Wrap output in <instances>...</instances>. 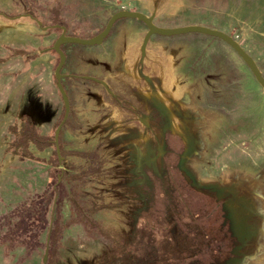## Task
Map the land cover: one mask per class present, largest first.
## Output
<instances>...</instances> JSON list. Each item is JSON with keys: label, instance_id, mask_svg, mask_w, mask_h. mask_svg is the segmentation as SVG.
I'll use <instances>...</instances> for the list:
<instances>
[{"label": "rangeland", "instance_id": "obj_1", "mask_svg": "<svg viewBox=\"0 0 264 264\" xmlns=\"http://www.w3.org/2000/svg\"><path fill=\"white\" fill-rule=\"evenodd\" d=\"M121 10L148 16L156 13L154 23L159 27L201 25L223 31L239 42L264 75V0H0V12L10 17L32 15L43 27L59 22L68 34L81 38L101 32ZM147 31L143 22L125 18L115 23L100 46L62 47L67 57L63 74L76 64L82 76L96 77L93 74L98 71L104 77L112 71L110 66L116 69L118 60L126 59L118 79H111L112 87L146 107L142 117L155 131L111 104L104 89L95 88L100 86L96 82L70 77L62 84L71 102L78 91L95 92L88 87L98 89L103 101L95 115L70 111L64 143L67 149L77 150L102 143L111 166L128 172L119 183L135 187L138 198L130 204L122 200L121 208L92 216L98 228L73 224L64 229L55 247L48 244V229L29 248L0 243V264H98L118 253L116 244L128 243L135 227H153L159 242L169 234V226L171 234L180 227L185 230L186 210L181 209L180 218L174 221L169 213L172 201L166 195L167 174L157 152L158 142L163 144L167 135L153 124L154 106L161 109L172 135L192 146L175 179L187 185L183 192L188 194L190 208L201 214L205 229L213 233L202 244L192 240L190 247L201 245L196 252L188 249V240L183 238L186 249L178 264H264V88L228 43L200 33L154 35L142 58ZM61 33L53 27L43 31L30 17L9 20L0 16V157L1 125L15 114L30 115L46 134L56 131L64 103L55 78L59 56L49 49ZM87 56L92 58L90 67L83 59ZM70 84L75 88H68ZM177 145L182 148L178 140ZM37 154L49 157L51 150ZM51 172L48 165L26 161L3 173L0 240L19 220L16 209L54 186L56 178ZM64 183L65 197L58 208L61 225L77 218L69 201L70 183L67 179ZM169 194L184 207L179 192L170 190ZM216 203L229 214L231 228L216 229L221 223ZM136 244L144 257L158 249L141 235ZM217 248L223 255L211 254Z\"/></svg>", "mask_w": 264, "mask_h": 264}, {"label": "trees", "instance_id": "obj_2", "mask_svg": "<svg viewBox=\"0 0 264 264\" xmlns=\"http://www.w3.org/2000/svg\"><path fill=\"white\" fill-rule=\"evenodd\" d=\"M0 16L9 20L29 17H10V15L3 12H0ZM58 24L60 23L56 22L54 26ZM54 26L53 28H55ZM94 36L82 38H92ZM49 50L54 49L52 47ZM18 53L22 54L23 52ZM35 58L31 57L30 60H35ZM143 113L145 114V111ZM64 117L65 106L63 116L56 125L55 130ZM70 122L69 117L59 138L62 162L59 161L57 154L55 131L54 134L44 133L40 125L30 115L19 116L15 114L9 123L4 122L1 125L4 135L1 139L3 153L0 157V183L3 173L7 169L12 168L17 163L26 161L42 163L52 167L51 174L56 180L54 186L45 190L37 199L22 204L16 209H19V220L10 227L9 233L2 237L0 243L7 244V246L29 248L33 244H37L41 233L48 229V244L55 247L60 242L64 229L73 224H82L86 229L92 228V225L96 227L97 224L93 221L92 216L121 208L120 201L122 200L130 204L138 198L135 187L130 184L119 183L120 180L126 179L128 172H120L116 167L111 166V159L102 143L92 146L86 145V147L78 150L66 148L64 129L69 126ZM47 150H51L49 157L37 154L45 153ZM65 179L68 180L71 186L72 195L69 197V201L76 211L77 218L70 219L64 225H61L58 208L65 197ZM84 202L87 203V206L84 205ZM150 228L153 229V227ZM151 229L147 227L145 230H141L135 227L134 234L129 242L122 244L119 241L116 244L118 253L104 257L98 264H178L182 260L186 249L183 238L174 235V233L171 234L169 226L167 228L169 234L165 235L159 242ZM139 235L146 238L149 244L158 245L156 252L153 251L145 257L139 255L136 244ZM113 241L116 242L115 239Z\"/></svg>", "mask_w": 264, "mask_h": 264}, {"label": "flooded vegetation", "instance_id": "obj_3", "mask_svg": "<svg viewBox=\"0 0 264 264\" xmlns=\"http://www.w3.org/2000/svg\"><path fill=\"white\" fill-rule=\"evenodd\" d=\"M28 16L30 18H32L33 20H35L38 24V20H36L32 15H28ZM58 25H55L54 27L59 30L60 28L56 27ZM59 26H63V25H59ZM52 27H50V28H52ZM42 28H47L46 31L49 30V27H43L42 26ZM66 30H67V28H66ZM61 32H62V30H61ZM67 35H69L68 32H67ZM69 36H71V35H69ZM65 75L67 76V74H65ZM72 76L77 77V78L85 77V76H81V75H72ZM101 80H103V79H101ZM106 83L108 85V82H106ZM97 84H99V83H97ZM99 85L104 89V92L110 97V99H112V101L120 109H122L124 112L128 113L132 117H134L136 119L138 118L139 121H140V118H143L142 117V115L144 114L143 111L146 112V109H145L146 107H144V105H141V104L137 103L136 101H134L133 99H131L127 96H124L121 93L115 91L110 84L108 85V88H105L101 84H99ZM70 105L72 108L71 101H70ZM151 110L153 112V118H154L153 124H155V126L159 127V129H161V131L163 130L165 132V134L167 135L166 139L164 136L163 144L158 142L157 152L160 154L161 159L163 160V165L165 166V170H166V174H167V177L165 178L167 181V183H166V185H167L166 186V195H168V197H170V200L172 201L171 211H169L172 220L174 221L176 219V217L180 218L181 212H179V211H181V209L186 210L185 214H183V217L187 218V221L184 223L185 230L181 229V227H180L178 229V232L176 230L174 231V235H179L180 237L188 240V244H187L189 246L188 249L194 250L191 252H196V251H199L201 249V247H200L201 245L196 244L194 247H190L191 243H193L192 240L193 241L201 240V244H202L204 239L210 238L211 236H213V233H212V231L208 232L205 229V226L203 225V223L201 221V214L194 213L192 211V209L190 208V204L186 200L187 199L186 197L188 196V194L187 193L184 194V192H183L184 188H186L187 185L186 186L181 185L175 179V176L180 174V171L178 170V168H179L178 166L181 164V162L185 161L188 158L186 156L187 155L186 153H188L192 149V146L189 145L188 142H185L179 136L172 135L171 130L167 127V124H168L167 119L162 114L161 109H159L157 106H154ZM140 123L142 124V126L146 127L147 129L151 130L152 132L155 131L154 127L149 125L147 122L146 123L148 124V126H145L141 121H140ZM177 140L181 143L182 148H181V146L177 145ZM170 190H174V191L179 192V197H180L179 200H180L181 204L185 202L184 207L180 208L178 206V204L175 202V199L172 198V195L169 194ZM191 190H193V192H196L194 189H191ZM209 195H211L213 197L212 193H209ZM216 206H217V208H216L215 212L217 214L219 212L220 213L219 215L221 217V223L218 224V227L216 229L217 230H219V229L223 230V227L227 228V226H229V228H231V222L229 220V214H227L226 211L224 210V208H222L221 203H216ZM205 210L209 211V209H205ZM216 213H215V215H216ZM227 233H228V231H227ZM231 233H232V230H231ZM198 244H200V242H198ZM203 245H204V243H203ZM214 253L218 256L223 255V250H220L219 248H217V249H214V251H211V254H214Z\"/></svg>", "mask_w": 264, "mask_h": 264}, {"label": "water", "instance_id": "obj_4", "mask_svg": "<svg viewBox=\"0 0 264 264\" xmlns=\"http://www.w3.org/2000/svg\"><path fill=\"white\" fill-rule=\"evenodd\" d=\"M155 16H156V13H153L152 15L148 16L139 11H130V10L118 11L114 15H112V17L109 19L104 30L92 38H81V37L69 36L67 35V30L65 26H59V25L56 26L62 30V33L57 38V40L55 41L53 45L54 51L58 54L60 58V62L55 70V78L57 80V88L59 92L61 93L62 99L64 101V105H65V117L55 131V145L57 148V154H58L60 162H62V155L60 151L59 138H60V134L63 129V126L70 116V110H71L69 97L62 84V80L66 77V75L62 73V70L67 61V57L62 49V46L65 44H79L83 46H100L104 43L106 38L111 34L115 23L121 19H125V18L137 19L143 22L147 26L148 31L141 45L142 58L145 57L149 41L151 37L154 35L173 37V36L185 35V34H190V33H200V34L219 38L225 41L226 43H228L239 54V56L246 62V64L249 66L250 70L254 74L259 84L264 88V75L261 72L260 68L258 67L257 63L251 57V55L247 51H245V49L239 44V42L236 39H234L232 36L228 35L227 33L223 31L209 28L206 26H201V25H188V26L175 27V28L159 27L154 23ZM38 25L42 28V23L40 21H38ZM42 29L44 31L47 30V28H42ZM83 78L87 80H92L94 82H97L103 85L105 88H108L107 83L99 78L89 77V76H85ZM140 121L145 126H148L145 119L140 118ZM47 259H48V254L45 255V258H44L45 263L47 262Z\"/></svg>", "mask_w": 264, "mask_h": 264}, {"label": "crops", "instance_id": "obj_5", "mask_svg": "<svg viewBox=\"0 0 264 264\" xmlns=\"http://www.w3.org/2000/svg\"><path fill=\"white\" fill-rule=\"evenodd\" d=\"M90 48H92V47H90ZM93 52L94 51L91 50V51L88 52V54H91ZM83 59L88 60V61H86V63L88 65V67H90V62H91L90 60L92 58L90 56H87V57H85ZM122 63L124 64V66H127L126 59L124 60V59L121 58V59L118 60L119 67L115 69L113 67V65H112V67L110 66V68H112V71L109 74H104L105 75L104 77H103V75L98 74V71H95V74H93V75H97L96 78L103 79L104 81L108 82L111 86H113V84H111V79H114V80L118 79V76L121 73L120 72V68H121ZM75 66H77V65L75 64ZM75 66H74V64L70 65V68H69L68 72L66 73L67 76L65 78L73 77L72 75H81V76L84 75L83 72H82V69L80 71H78V70H76L77 68ZM92 77H95V76H92ZM69 87H71L73 89L75 88V86H73L72 84H70L68 86V88ZM88 88H90L91 90H94L95 92L93 94H90V93L87 94L85 91H78V92H76V93H74L72 95L73 96V99H72V102H71V104H72V108H71L72 113L75 112L74 114H77L78 111H80V112L88 111V113H90L91 115H95L97 111L102 110L101 107L98 108L97 106L101 103V101H103V95L100 94L98 89H95V88H102V87L98 86V87H95L93 89H92V87H88ZM76 89H78V88L76 87ZM102 91L104 92V90H102ZM109 99H110V97H109ZM110 102H111V104L114 103L112 101V99H110ZM104 106H110V105H107L106 102H104ZM115 106L118 107L116 104H115ZM77 120L78 119H77V116H76L75 117V121H77ZM78 126H79L78 128L81 127V125H78Z\"/></svg>", "mask_w": 264, "mask_h": 264}]
</instances>
